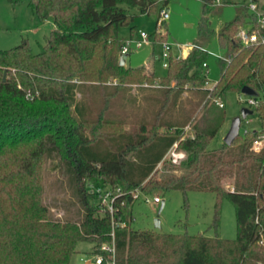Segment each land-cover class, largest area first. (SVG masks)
Returning a JSON list of instances; mask_svg holds the SVG:
<instances>
[{"label": "trees", "instance_id": "obj_1", "mask_svg": "<svg viewBox=\"0 0 264 264\" xmlns=\"http://www.w3.org/2000/svg\"><path fill=\"white\" fill-rule=\"evenodd\" d=\"M157 2L28 0L32 12L51 19L53 28L38 53L32 52L27 41L0 50V151L35 143L32 153L36 159L57 156L83 213L77 221L48 218L40 189L31 181L33 165L17 166L0 182V264H69L77 242L89 241L99 247L111 241L112 233L116 264H264V151L251 150L258 131H245L231 145L224 143L209 151L210 140L225 120V105L211 103L198 110L208 103L207 92L224 102L229 91L241 93L246 85L258 92V105L264 104V46L243 45L236 38L238 25L253 19L247 2L241 3V11L217 33L229 60L221 59L220 78L212 89H202L208 80L202 67L205 53L198 45L186 57L170 54L167 75L162 78L148 73L145 66L118 64L117 29L132 20L121 5L138 6L145 13ZM167 2L162 0V6ZM213 4L215 0H202L201 36L213 32L208 22ZM149 37L157 41V28ZM4 71L8 75L5 82ZM111 76L119 84L104 85ZM154 78L159 79L162 99L155 100L158 107L153 115L143 118L136 131L113 132L124 125L114 98L125 86L151 83ZM85 82L103 96L97 110L86 99H76ZM185 88L200 95L189 107L178 105ZM257 108L261 107L252 110ZM187 123L192 124L193 135L180 139ZM175 142L187 157L179 166L165 164L168 172L157 179L156 167ZM178 169L181 174L172 172ZM226 180H232V190L224 189ZM108 186L123 192L114 201L113 216L107 209L98 211L99 195L93 190ZM136 189L145 194L212 192L215 229L220 200L226 197L235 208L236 238L133 229L132 191Z\"/></svg>", "mask_w": 264, "mask_h": 264}, {"label": "rangeland", "instance_id": "obj_2", "mask_svg": "<svg viewBox=\"0 0 264 264\" xmlns=\"http://www.w3.org/2000/svg\"><path fill=\"white\" fill-rule=\"evenodd\" d=\"M224 1L221 0L213 4L212 10L208 13L209 28L213 32L207 36L199 34L202 0H168L164 7L168 9L169 17L157 26L156 21L159 19L160 8L163 7L162 0H158L156 7L145 13H141L138 6L121 5L126 9L127 14L132 16V20L128 24L118 27L117 33L120 43L130 39L132 33L137 31H145L149 35L154 33L157 28L160 36L157 41L144 44L140 48H133L125 58V65L133 68L149 67L156 77L162 78L167 75L168 69L163 66L161 41H166L172 46V55L175 58L186 57L193 45H198L205 53L207 64L205 71H207L208 83H205L202 89H212L220 78V61L227 56V52L218 43L217 33L225 22L232 21L236 14L241 11L243 6L241 3L244 0H230V3ZM256 1L264 9V0ZM243 24H239L238 27ZM52 28V20L41 19L33 13L28 5V0H19L17 3H12L10 0H0V50H9L23 41H27L32 52L38 53ZM147 72L151 73L150 70ZM7 76L6 73V79ZM158 78H154L151 83L145 82L125 86V88L127 87L126 90L114 98L117 103V114L123 119L124 125L113 128V132L136 131L143 118L153 115L154 110L158 107L155 100L162 99ZM85 83L86 87L78 89L76 99H86L91 107L97 110L101 107L103 96L99 89L92 88L93 84ZM103 84L113 86L119 82L116 77L111 76ZM171 85L174 86L175 82L173 81ZM194 91L185 88L179 95L178 105L189 107L197 101L200 95ZM205 96L208 103H202L198 110L201 109L202 105L206 107V105L219 101L218 96H212L210 92H207ZM246 99L247 96L240 92L229 91L224 102L220 100L222 106L225 105V120L210 140L207 150H218L224 146V138L232 122L240 116L241 109L247 107ZM257 106L261 108L252 110ZM257 106L251 107L252 113L240 120L239 135H243L245 131H258V135L253 139L251 150L259 153L264 151V132H262L264 128V104ZM261 116L263 119L260 118ZM104 129L111 130V127ZM90 131L88 129L86 132L91 133ZM95 131L100 130L96 128ZM160 131H164V129L161 128ZM192 135V124L187 123L180 139ZM256 140L261 142L259 143L261 150L253 148ZM175 143L177 147L173 149L176 152H182L184 156L177 163H173L171 152H167L163 158L164 161H161L156 167L154 176L157 179H161L163 173L168 172L164 169L165 164L179 166L186 159L185 151L178 148V142ZM34 147L35 143L30 145L18 144L15 147H8L0 151V171L5 173L0 174V182L3 180L5 182L7 173L17 166L33 165L35 175L31 181L40 189V202L46 207L48 218L60 221L65 219L77 221L83 212L77 202L70 176L66 174L62 161L57 156H41L36 159L32 153ZM172 172L181 174L179 169ZM223 187L225 190H232V180L224 181ZM2 196L5 198L4 194ZM155 196H159L161 201H164L160 212L158 210L161 202L155 203L152 200ZM147 199L148 201H145L144 196L140 195L139 199L134 201L132 205L134 219L130 224L131 228L171 234L187 233L208 237L218 236L228 240L236 238L235 208L226 197H222L220 200L219 223L216 229L212 226L216 198L210 191L195 190L186 194L180 190L154 191L148 194ZM155 218L160 220V227L154 225ZM93 249L94 244L92 242H77L69 264L92 262Z\"/></svg>", "mask_w": 264, "mask_h": 264}, {"label": "built area", "instance_id": "obj_3", "mask_svg": "<svg viewBox=\"0 0 264 264\" xmlns=\"http://www.w3.org/2000/svg\"><path fill=\"white\" fill-rule=\"evenodd\" d=\"M221 0H215V3L220 2ZM248 12L252 15V22H246L243 25L239 26L236 33V38L240 40L243 45H262L264 46V9L260 7L257 1L248 0L246 3ZM169 17L168 9L165 7L160 8L159 14V23L165 21ZM161 22V23H162ZM158 23V24H159ZM152 40L150 39L149 35L145 31H138L135 36H132L127 41L120 44L119 47V55H128L129 52L133 48H140L144 44L151 43ZM162 43V57L164 59L163 66L167 67L168 59L172 51V46L167 43L166 41H161ZM184 50V49H183ZM179 58V57H178ZM224 60L228 61L229 56L223 58ZM204 69V75L206 77L207 68L206 63L202 64ZM208 81L206 82V84ZM247 96V95H246ZM219 106H222L221 101H216ZM247 103V108H251L253 106L258 105V100L254 96H247L245 100ZM258 140L254 141L253 148L255 150H261L259 148ZM177 147V144L174 143L172 147L169 149L168 152H171V161L173 163H177L179 159H181L184 154L182 152H176L174 150ZM174 148V149H173ZM95 193L99 195L98 199V211L103 212L104 209H107L109 214L113 216L114 213V201L117 197L123 194L120 187L112 188V187H97L93 189ZM140 195L144 196L145 201H148L147 196L148 194L143 193L139 189L132 191V197L134 201L139 199ZM147 195V196H145ZM153 202L159 203L161 202V198L159 196L153 197ZM262 243V240H260ZM115 243H114V235L112 233L111 241L108 243H103L99 247H94L93 249V259L90 264H116L115 261Z\"/></svg>", "mask_w": 264, "mask_h": 264}, {"label": "water", "instance_id": "obj_4", "mask_svg": "<svg viewBox=\"0 0 264 264\" xmlns=\"http://www.w3.org/2000/svg\"><path fill=\"white\" fill-rule=\"evenodd\" d=\"M126 56L127 55H119V57H118V64L119 65H121V66H124L125 65V62H126L125 58H126ZM6 73H7L6 71H4V73H3V82L6 81ZM241 93L244 94V95H247V96H254V97L258 96V92L255 89H253L252 87L247 86V85L246 86H243L241 88ZM251 113H252V110L249 109V108H247V107H243L241 109L240 116H238V117H236L234 119V121L232 122V125H231V127H230L227 135L224 138V143L226 145H228V146L231 145L233 143V141L236 139V137H238V135H239V123H240V120L243 119V118H246L247 115H249ZM163 203H164V201L162 200L158 212L161 211V209L163 207ZM154 225L156 227H160L161 226L160 225V220L158 218H155L154 219Z\"/></svg>", "mask_w": 264, "mask_h": 264}, {"label": "crops", "instance_id": "obj_5", "mask_svg": "<svg viewBox=\"0 0 264 264\" xmlns=\"http://www.w3.org/2000/svg\"><path fill=\"white\" fill-rule=\"evenodd\" d=\"M171 54H172V51H171ZM147 68V70H150V72H152V69L151 68H149V67H146ZM84 264H90V262H85Z\"/></svg>", "mask_w": 264, "mask_h": 264}]
</instances>
